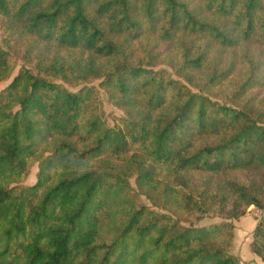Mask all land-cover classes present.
<instances>
[{
	"label": "trees",
	"instance_id": "obj_1",
	"mask_svg": "<svg viewBox=\"0 0 264 264\" xmlns=\"http://www.w3.org/2000/svg\"><path fill=\"white\" fill-rule=\"evenodd\" d=\"M0 32V83L24 64L0 91V264H239L229 221L264 210V0H0Z\"/></svg>",
	"mask_w": 264,
	"mask_h": 264
},
{
	"label": "rangeland",
	"instance_id": "obj_2",
	"mask_svg": "<svg viewBox=\"0 0 264 264\" xmlns=\"http://www.w3.org/2000/svg\"><path fill=\"white\" fill-rule=\"evenodd\" d=\"M3 37L2 32H0V42ZM1 44V43H0ZM24 64L19 60L15 63V69L13 71L12 78L16 75L18 70ZM12 78L8 81L0 83V91L3 90L12 80ZM93 86H97L98 82L92 84ZM67 90L76 91L80 89L82 86L77 87L76 89H72L70 86L64 85ZM101 102L103 104V111L105 116L108 119L109 124H112V120L114 117H119L122 115L120 111L113 108L106 99V96L101 93ZM37 167L36 165L31 169L29 176L23 183L25 186L33 185L36 181ZM146 203L145 199L142 200ZM264 219V210H258L254 206H251L246 209L244 215L240 217L238 220H231L234 225V239L231 246L228 248V254L234 256L238 259L239 264H264V261L254 254L251 251V245L254 242V231L259 223ZM222 221L219 219H207L202 221L201 225L211 224V223H221Z\"/></svg>",
	"mask_w": 264,
	"mask_h": 264
}]
</instances>
